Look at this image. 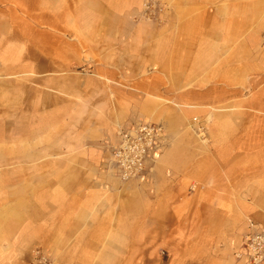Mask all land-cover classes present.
<instances>
[{"label":"crops","instance_id":"0c3cea01","mask_svg":"<svg viewBox=\"0 0 264 264\" xmlns=\"http://www.w3.org/2000/svg\"><path fill=\"white\" fill-rule=\"evenodd\" d=\"M165 1L142 23V0H0V264H248L235 251L245 217L264 224V0ZM32 32L58 34L63 72L15 71ZM141 122L164 137L133 185L152 199L132 201L110 149Z\"/></svg>","mask_w":264,"mask_h":264},{"label":"rangeland","instance_id":"374dc122","mask_svg":"<svg viewBox=\"0 0 264 264\" xmlns=\"http://www.w3.org/2000/svg\"><path fill=\"white\" fill-rule=\"evenodd\" d=\"M140 15L137 18V20L139 22L142 23H151V21L153 20H158V18L160 17V19H166L164 15L167 14V11L170 10L172 8V6L169 5L168 2H166L165 0H142V2L140 3ZM136 8V7H135ZM162 17V18H161ZM36 19H34L32 17V21H34ZM34 24H38V23H34ZM43 41L42 44H44V47H41L42 49H39V44L38 42ZM59 43L60 40L58 39V34H56L55 32H49V33H31V48L30 49H25V50H15V54L19 56V54L21 55L23 52H25V64H16L15 65V71H26V72H44V73H61L63 72L62 68L63 66L61 65H56L54 64V60L56 59V57H62V56H69L70 57V52L69 50H63L59 48ZM30 56V57H29ZM16 61H18L17 56L15 58ZM29 69V70H28ZM78 71H81V69L79 68ZM68 73H71L74 75V66H70L67 68ZM49 89V87L47 88ZM199 120L193 119V123L194 124H198ZM195 128V134L196 137L199 139H202L205 141V143H208L207 137H206V132L205 134H201L200 136L196 133V129L198 127H202V126H198ZM204 128V127H203ZM205 129V128H204ZM48 131V130H47ZM64 131V130H62ZM206 131V129H205ZM203 136V137H202ZM205 137V138H204ZM117 145V144H116ZM114 147V146H113ZM113 147L110 149V157L112 158V152H113ZM112 171L114 172V174L116 175L117 179L119 180V182L122 184L123 187H125V189L127 190L126 192V198L128 200H132V201H147V200H151V195H150V191L147 190L146 192H140V194H137L135 192L134 189V184H142L144 182H141V179L144 176V173L137 177V178H131V179H123L122 177H120L119 172L115 166V164L113 163L112 160ZM155 171V170H154ZM153 172L150 171L148 172L146 175L150 176L151 173ZM159 198L158 200H163L166 199L167 197V193L166 191L160 187L159 189ZM191 198H188L187 200H192L194 199L192 197V195H190ZM156 199V198H153ZM244 225L248 224V220H252L253 222L257 223V221H255L253 218L251 217H245L244 218ZM147 226H143L144 229L150 228L149 224H146ZM243 225V223H242ZM241 225V226H242ZM243 227V226H242ZM244 242V241H243ZM243 246V243L240 247V249L235 251V255L239 260L243 261V257L239 256V253L241 252V248ZM162 257L164 258V261L166 262L167 257L165 256V254L162 255ZM44 262L47 263V260L45 258H41ZM149 264H154V257H149ZM244 263V262H243ZM249 264V262H248Z\"/></svg>","mask_w":264,"mask_h":264},{"label":"built area","instance_id":"2783aa9c","mask_svg":"<svg viewBox=\"0 0 264 264\" xmlns=\"http://www.w3.org/2000/svg\"><path fill=\"white\" fill-rule=\"evenodd\" d=\"M205 132L203 127L196 129L199 136ZM119 137V143L113 147L112 160L120 177L131 179L145 172L146 163L163 140L164 131L161 126L141 122L121 130ZM248 230L239 256L247 258L249 264H264V224L248 220Z\"/></svg>","mask_w":264,"mask_h":264}]
</instances>
